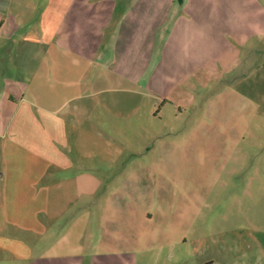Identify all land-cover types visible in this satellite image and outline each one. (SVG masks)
Returning a JSON list of instances; mask_svg holds the SVG:
<instances>
[{
    "label": "crops",
    "instance_id": "crops-1",
    "mask_svg": "<svg viewBox=\"0 0 264 264\" xmlns=\"http://www.w3.org/2000/svg\"><path fill=\"white\" fill-rule=\"evenodd\" d=\"M254 5L258 15L250 0H0V236L40 242L24 261L138 264L155 216L140 213L138 165L125 161L149 153L165 121L203 116V91L264 42ZM75 212L80 243L98 224L101 251L44 243Z\"/></svg>",
    "mask_w": 264,
    "mask_h": 264
},
{
    "label": "rangeland",
    "instance_id": "rangeland-1",
    "mask_svg": "<svg viewBox=\"0 0 264 264\" xmlns=\"http://www.w3.org/2000/svg\"><path fill=\"white\" fill-rule=\"evenodd\" d=\"M250 1L258 15L254 3L264 0ZM251 44L258 48L203 91V116L165 121L150 152L125 161L138 165L140 213L155 216L150 227H140L151 239L136 249L138 264H264V42ZM121 140L137 150L144 141ZM76 214L57 220L56 234L44 243L55 244L59 254L66 240L80 248L69 252L101 251L98 224L80 243L82 215ZM39 243L33 235H1L0 264H32L23 256L35 257Z\"/></svg>",
    "mask_w": 264,
    "mask_h": 264
},
{
    "label": "trees",
    "instance_id": "trees-1",
    "mask_svg": "<svg viewBox=\"0 0 264 264\" xmlns=\"http://www.w3.org/2000/svg\"><path fill=\"white\" fill-rule=\"evenodd\" d=\"M204 264H213V263H212V261H209V262H206V263H204Z\"/></svg>",
    "mask_w": 264,
    "mask_h": 264
}]
</instances>
